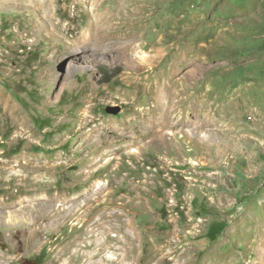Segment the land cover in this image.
I'll return each mask as SVG.
<instances>
[{
    "label": "rangeland",
    "instance_id": "rangeland-1",
    "mask_svg": "<svg viewBox=\"0 0 264 264\" xmlns=\"http://www.w3.org/2000/svg\"><path fill=\"white\" fill-rule=\"evenodd\" d=\"M0 264H264V0H0Z\"/></svg>",
    "mask_w": 264,
    "mask_h": 264
},
{
    "label": "bare ground",
    "instance_id": "bare-ground-1",
    "mask_svg": "<svg viewBox=\"0 0 264 264\" xmlns=\"http://www.w3.org/2000/svg\"><path fill=\"white\" fill-rule=\"evenodd\" d=\"M97 2V1H96ZM127 4H128V2H126ZM125 4V3H124ZM95 5H97V3L95 4ZM99 5V4H98ZM124 6V5H123ZM120 8V7H119ZM115 14H117V13H115ZM118 15V14H117ZM116 15V16H117ZM130 15V14H129ZM109 16H112L111 14L109 15ZM92 23V24H91ZM123 23V22H122ZM90 24L94 27V29L95 30H99L100 32H102L103 33V36L99 39V40H96V41H90L91 39H92V37H91V34H89V36L87 37L86 36V34H82L81 36H80V38L83 36V38H82V40L80 39V47H83V46H91V47H93L94 49H96L97 50V48H101V49H104V47H105V45H104V42L106 41V40H104V38L108 35V32H107V30L109 29V26L106 28L105 26H104V28L103 27H101L100 25H98V23H96L95 22V19L94 20H92V22H90ZM116 26H112V28H115ZM106 28V29H105ZM111 28V27H110ZM120 29V28H119ZM110 34V33H109ZM111 36V35H110ZM119 37V36H118ZM103 38V39H102ZM112 38V37H111ZM110 38V39H111ZM116 38H117V36H116ZM115 38V39H116ZM108 39V38H107ZM110 43V42H109ZM128 45H130L129 43L128 44H126L123 48H121L120 49V51H121V53L124 55L125 54V52L127 51V53H129V49H128ZM97 47V48H96ZM106 48V47H105ZM98 49V50H99ZM100 49V50H101ZM136 49H137V47H136ZM134 50V49H133ZM132 50V51H133ZM127 55V54H126ZM142 57H143V55H142ZM142 57L140 56V59H142ZM131 58V57H130ZM137 61V60H136ZM187 66V65H186ZM157 83V82H156ZM174 92V91H173ZM169 103V102H168ZM159 105V104H158ZM162 105V104H161ZM162 107V106H161ZM156 109H159V108H156Z\"/></svg>",
    "mask_w": 264,
    "mask_h": 264
},
{
    "label": "water",
    "instance_id": "water-1",
    "mask_svg": "<svg viewBox=\"0 0 264 264\" xmlns=\"http://www.w3.org/2000/svg\"><path fill=\"white\" fill-rule=\"evenodd\" d=\"M107 111L109 112V113H117V112H119L120 111V107L119 106H109L108 108H107Z\"/></svg>",
    "mask_w": 264,
    "mask_h": 264
},
{
    "label": "crops",
    "instance_id": "crops-1",
    "mask_svg": "<svg viewBox=\"0 0 264 264\" xmlns=\"http://www.w3.org/2000/svg\"><path fill=\"white\" fill-rule=\"evenodd\" d=\"M209 230H212L211 228H209Z\"/></svg>",
    "mask_w": 264,
    "mask_h": 264
}]
</instances>
